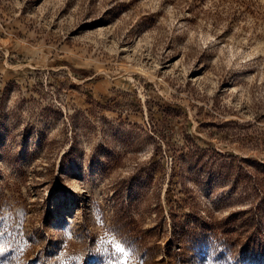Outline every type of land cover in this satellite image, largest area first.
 Masks as SVG:
<instances>
[{"label": "rangeland", "instance_id": "1", "mask_svg": "<svg viewBox=\"0 0 264 264\" xmlns=\"http://www.w3.org/2000/svg\"><path fill=\"white\" fill-rule=\"evenodd\" d=\"M172 216L194 231L161 262ZM257 227L264 0H0V264L70 238L76 264L123 262L112 238L133 264H264Z\"/></svg>", "mask_w": 264, "mask_h": 264}, {"label": "trees", "instance_id": "2", "mask_svg": "<svg viewBox=\"0 0 264 264\" xmlns=\"http://www.w3.org/2000/svg\"><path fill=\"white\" fill-rule=\"evenodd\" d=\"M173 219V238L167 243L166 245V251L164 255L161 257V262H165L167 260L172 261L173 255L177 253H181L184 251V244L185 242H188L189 236L191 233H193V229H190V231H185L184 234H180L177 230V225L174 217ZM241 221L237 219L236 214L232 213L224 217L221 222L219 223V226L215 229V237L217 241H219L222 244H225L227 248L231 247L232 241H240V235L242 231L247 230L245 226L240 228ZM239 226V227H238ZM249 235L246 239V244L248 246L249 250L254 249L255 253L262 254L264 252V235L259 227L255 229H249L248 230ZM236 235V236H235ZM59 243L54 247V250L51 252H48L47 250L44 251L45 253V261L46 264H76L77 258H76V247L78 245H81L80 240L79 241H72V239L68 240H61L58 241ZM61 245V247H60ZM32 241L25 242L23 239H19L18 241H15L11 248H13V252L11 253V260L13 263L17 264L19 260L24 256L27 260L26 263L29 264H43L42 260L39 259V255L31 257L32 253ZM70 251H72L70 253ZM103 254H106L105 250H101ZM57 254L56 258H53ZM53 258V259H52ZM216 259H224L225 256L222 254L221 257L217 256ZM24 262V263H25ZM45 264V263H44Z\"/></svg>", "mask_w": 264, "mask_h": 264}, {"label": "snow or ice", "instance_id": "3", "mask_svg": "<svg viewBox=\"0 0 264 264\" xmlns=\"http://www.w3.org/2000/svg\"><path fill=\"white\" fill-rule=\"evenodd\" d=\"M108 242H110L111 244H113V246L115 247V251L117 253L122 254L123 257L125 258L123 262H121V261H114V262H111V264H133V261L130 258V252L129 251H126L125 248L120 243H117L114 238H112ZM100 243L101 244L105 243V241H104L103 238L101 239ZM136 264H143V261L136 262Z\"/></svg>", "mask_w": 264, "mask_h": 264}]
</instances>
